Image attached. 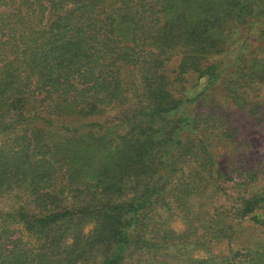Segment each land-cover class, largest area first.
<instances>
[{
  "label": "trees",
  "instance_id": "16d2710c",
  "mask_svg": "<svg viewBox=\"0 0 264 264\" xmlns=\"http://www.w3.org/2000/svg\"><path fill=\"white\" fill-rule=\"evenodd\" d=\"M261 52L264 0H0V264H264L260 241L215 250L231 217L262 223L264 163L200 109L260 107ZM173 57L200 93L174 94Z\"/></svg>",
  "mask_w": 264,
  "mask_h": 264
},
{
  "label": "rangeland",
  "instance_id": "374dc122",
  "mask_svg": "<svg viewBox=\"0 0 264 264\" xmlns=\"http://www.w3.org/2000/svg\"><path fill=\"white\" fill-rule=\"evenodd\" d=\"M260 24V23H259ZM255 33L253 30H242L239 36L236 38L233 37L232 39H228L226 41L225 48H229L232 46V43H240L243 39L245 42L251 43L253 40V36ZM232 41V43H231ZM263 50V49H262ZM261 50V51H262ZM261 55H264V52H261ZM178 64H179V57H173L166 63V74L167 78L169 79V84L176 96L181 97H192L198 93H200L204 86H205V78L196 79L197 73L196 72H186V73H178ZM260 85V84H258ZM254 88V87H253ZM256 89V88H255ZM259 90V89H258ZM253 101H257L261 103L259 107L258 104L250 105L248 109L238 110L231 106L229 103L230 101L226 96L215 94V96L206 97V99L200 102V109L202 111H206L208 109L220 107V114H223V117L226 119L228 118L229 130H238L236 135V143L230 144L228 146L236 147V152L240 153L241 160L246 161L247 163L256 164L258 161L261 162L260 164L264 163V85L260 87L258 93L255 94ZM219 109V108H218ZM229 112H231L229 114ZM114 111H107L105 114L101 116L89 117L86 119L81 120H72V119H62L61 123L64 124H73L78 125L82 121H91V120H100L103 121L105 118L113 116ZM226 123V122H225ZM236 133V132H234ZM240 141V142H239ZM224 146V145H223ZM226 146H224L225 148ZM239 147V148H238ZM222 151L220 150V153ZM228 154L223 158L227 165H230L231 162H228ZM262 160V161H260ZM231 176V180H228V183L224 185L225 192V199L221 197L215 205L221 208H226L227 210L232 211L230 204L231 197H234L237 194V187L233 184L239 179L234 177V173ZM229 186H232L229 188ZM209 191V189H208ZM0 206L5 205L8 203V198L0 199ZM255 213H261L260 217L262 219V223H255L248 217H234L230 218V220H226L225 222L221 223V229L218 232V237L225 240L226 243L219 244L218 248L215 247V250L220 249H228V241H230V246L232 249H236L238 247L241 251L243 250L241 246H243L246 242H257L260 241L261 245L264 246V213L263 211L257 210ZM173 230L181 231L183 228L186 227L184 221L180 217H172L168 224ZM221 232V233H220ZM227 251V250H226ZM190 254L194 256H203L204 252L199 251L196 249H191L189 251ZM180 260V259H179ZM181 264V263H178Z\"/></svg>",
  "mask_w": 264,
  "mask_h": 264
}]
</instances>
